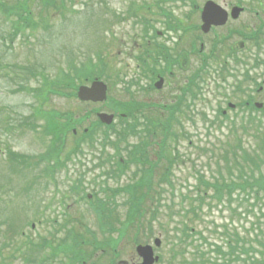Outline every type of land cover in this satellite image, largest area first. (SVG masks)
Here are the masks:
<instances>
[{
	"label": "rangeland",
	"instance_id": "374dc122",
	"mask_svg": "<svg viewBox=\"0 0 264 264\" xmlns=\"http://www.w3.org/2000/svg\"><path fill=\"white\" fill-rule=\"evenodd\" d=\"M18 1L20 0H5V3L11 6L10 4L17 3ZM32 1L34 2V0ZM74 1L76 3L75 7L79 9L78 15L72 17L74 22L89 21L88 19L103 20L101 29H107L108 31H101L93 26L87 27L84 30L81 24L77 26L76 31L75 26H72V24L69 26L71 19L67 21L68 26L66 23L64 27L57 14L55 19L53 15L51 16L53 18L51 21L49 18L51 13L47 14V11L43 12V10L34 9V15L31 16V19L34 21L35 30L31 31L32 34H22L23 36L15 40V54H5L2 57L3 50L0 48V70H3V72L8 70L12 73L15 70L16 64H25L26 66H32L34 69L42 67V70L45 71L47 70L46 67L50 66L53 68L52 78H57L61 69H65L67 62L65 58L63 63L60 57L53 54L52 49L57 50L59 53L60 50L61 53H65L63 50L71 47L68 53V58H70L73 56V47H75L73 42L77 37L75 44L84 46V49L81 51L85 55L91 52L92 54L90 55L94 57L95 51L104 50L105 45L102 42L97 43L98 40L103 39L109 45L107 50L111 54L108 57L111 61L108 58L107 60L116 68L117 74L114 75L115 78H112L113 87L111 85V89H109V96L117 102H124L130 98V93L126 92V85L120 83L119 80L123 81L126 73H128L129 78L133 75L126 68H133L136 64L135 55L130 49L131 44H134L133 36L137 37L138 34H142L145 29L142 25L144 23L149 24L153 21V23H157L156 27L158 29H162L164 28V24L162 26L161 23L166 20L167 14L176 15L177 17H181L184 14L186 18L187 11L184 2L178 3L172 0L170 2L163 1L162 5H159L154 0ZM148 2L154 6L149 13L142 16L141 14L145 12L138 13L137 9L145 7ZM170 8L173 9L174 14L169 12ZM128 12L129 17H127ZM134 16L138 17L134 18ZM57 18L60 20L59 22L56 20ZM249 23H252V21L247 17L242 18V24L249 25ZM135 24H137L136 27ZM1 25L2 22H0ZM95 25H99L98 22ZM60 30L65 32L64 38L66 43L62 42L63 38L61 39L59 36ZM109 32L111 33L108 34ZM2 33H4L3 29H0V34ZM164 33H168L166 29ZM28 35L32 36L28 37ZM112 35L115 44L114 41H109L112 40ZM27 37L31 42L27 44L20 43L21 40ZM71 40L72 45L70 46L69 44L68 47L67 43ZM1 41L2 39H0V46ZM88 47L91 49L85 52V48ZM95 47L99 49H95ZM254 52L256 58L260 59L259 54L255 50ZM48 59L52 64H42L44 61L47 62ZM247 65L249 66V64ZM194 68L193 65L179 72L178 75L183 78L189 77L195 70ZM190 71L192 73L189 74ZM0 74V184L7 185L9 182L3 179L2 173V167H7V170L10 169L9 163L5 164L6 161L8 162L7 148L23 154L35 155L44 151L45 140L40 141L36 138L37 141H35L37 135L33 132L16 131L12 134L10 126L12 124H16V126L21 125L23 119L27 121L40 105L38 99L32 97L29 92H12L18 88L17 84L13 82L5 83V79L7 78H5L3 73ZM191 78L189 77V79ZM26 81H29L33 88L39 86L38 79L34 75H28ZM260 89L262 90L260 91ZM139 94L137 93L132 96L133 98H137ZM192 95L193 98L195 97L196 105L194 107L191 105L189 110L181 109L182 115L180 114V120L177 122V125L181 128L176 129L175 127H171L169 129V132H171L167 137H163V131L157 129L159 127L157 124H160L166 117L165 114L161 113L158 118H154L153 115L151 118L148 117L143 122H140L139 126H136L134 129L135 134L132 137L131 135H127L128 140L126 138V145L124 142L113 140L116 137L109 136L113 143L119 144V149L123 146L126 149L128 147L127 143L140 145V141L146 136L145 131L147 129L156 130V133H152L151 131L153 140L150 142L151 147L145 155L144 160L150 167H154L159 171L152 178L153 191L150 194L151 198L143 204L145 210L142 216L143 219L135 220L134 224H132V219L127 221L122 220L129 216V196L123 191L116 198L118 208L109 217V219L115 221V224H113L115 233L111 231H107V233L113 236L110 242L116 241L118 238L120 239L116 248L120 252L122 260L128 261L135 256V250L131 243L127 242V245L125 244V241L132 239L133 234H142L140 235L142 239L149 243L153 238L161 237L162 246L155 251V255L159 256L161 261L158 264H187L188 262L194 264L195 260L198 261L197 264H215L216 260L222 261L221 259L224 255H227L220 247V244L228 241L233 252L230 253V256H227V261L231 262H228V264H237L234 262L236 258H231L235 255L234 249L237 243L242 242L234 234V230L236 229L239 233L243 229L253 233L252 229H255V232L259 235V239L264 242V185L258 182L250 189L251 182L248 180L252 173L264 180V164L259 165V162L262 163L264 161V108L261 111L255 108L257 104L263 103L264 105V71L263 69L253 71L249 66L245 68V72L232 68V71L228 75L220 76V78H214V76L212 78H200L195 82V94L192 93ZM228 102L232 104L239 102L241 104L249 103V106L246 107V110L241 108L240 110L238 108L237 110H232L226 114V117L222 118L220 110L227 106ZM73 105L77 106L74 101H67L65 98L57 96L51 98L50 103L43 105V109L51 107L63 110L72 108ZM99 107L108 108L106 104H101ZM106 113L111 114L112 112L108 110ZM26 116L30 117L26 118ZM130 122L133 123L134 121L130 120ZM40 124H45L42 118ZM112 124L113 127L119 130L125 129L126 125L119 117L115 118ZM127 124L130 123L128 122ZM153 124L156 127L152 128ZM47 141L49 140L47 139ZM72 143L73 141H71ZM72 146L73 144L68 147ZM212 149L215 150V155L210 153ZM240 149L246 151L247 154L242 153ZM109 151L110 153H114V150ZM226 152L228 154H226L227 159L225 160L222 159V156ZM236 152H238L237 157H239L237 164L235 162ZM127 154L124 152L126 158ZM92 157L91 152L87 150L85 155L76 157L74 163H69V172L62 170L55 179L39 175L40 172L34 171V169H32L31 173L26 172L28 176L26 179L28 181L25 182L29 184V189H31L30 183L34 176L36 180L35 191L40 193L35 197L34 206H29L25 201L23 190L28 189L26 188L27 184L23 182L24 180L19 181L22 182L21 185L24 183L23 186H18L19 189H16L18 182L14 184V189L16 190L14 192L18 195L11 196V202L13 201L11 208L20 217L22 214L21 205L23 204V220L17 222L10 208L5 213L6 218L9 219L10 226L14 231L18 229L20 236H16L15 240L10 242L4 235V229L0 227V251L3 253V260H6V257H11L17 246H19V250L21 251L20 246L26 242L28 237L35 238L34 234L42 236L43 234H49V231L56 226L51 223V219L56 216H51L49 212H44V207L49 203L54 205L51 208L53 210L52 213H55L58 211V207L66 202L67 208H70L68 213L75 217L76 222L82 223L83 228L89 227L95 231L98 234V239L101 238L98 244H104L105 237L96 228L98 222L94 214L90 213L87 207H82L83 211L78 206L76 210L71 205L73 200L70 201L68 197L79 184H75L74 182L81 177L79 175L85 169H88L85 174V188L83 191L84 184H82L77 189L76 196L80 195L81 192L85 194L93 193L95 199L99 198L100 200L106 197V194L100 193L105 186L112 189L119 188L126 183L121 185L122 180L120 182L106 180L109 177L100 176L102 174L98 170L90 172L95 163ZM77 164L78 167H76ZM137 168L136 164H130V169L127 172L130 176H133L134 171L139 172V174L146 170L148 171L146 165H139V171H137ZM105 169L104 173L109 170L107 166ZM167 169H169L168 180H163L165 183H162V178L167 173ZM8 173L11 174L9 170ZM240 175H243V180L247 179L248 182L242 189L238 190V188H235L236 184L232 180L241 179ZM15 177L13 176V179ZM138 179H140V175L135 180ZM127 182L132 183L133 180L129 178ZM216 182H222L221 186L226 190L224 192L221 189L223 193L233 194L229 196L232 197L231 200L228 197L223 199L225 205L222 203L217 206L215 200L212 198L214 197V192L209 184L213 185ZM2 190L10 192L12 189L7 185ZM197 192H202L203 194L200 197V203L193 202L192 200ZM107 196L110 197L112 194H107ZM30 208H32V215L28 214ZM59 219V224L65 221L67 223L72 222L64 217H60ZM31 222H35L36 224L34 229L31 228ZM132 225L133 228H141V230L138 232L129 231L127 232L128 236H126V230L130 229ZM159 228L166 231L168 235L166 240ZM72 231L76 230L71 225L67 229V232ZM122 234L125 235L122 236ZM241 236L243 237L242 234ZM105 243L107 242L105 241ZM150 245L153 247V243ZM225 249L227 250V247ZM122 253H124V256H122ZM23 255L26 257L25 251L19 253L18 257L20 261L17 260L16 264H23ZM100 256L102 264H108L110 258L104 261L105 255L103 253H97L96 255L91 252L89 254L90 262L96 261ZM2 258H0V262L3 261ZM239 264L242 263L239 262Z\"/></svg>",
	"mask_w": 264,
	"mask_h": 264
},
{
	"label": "flooded vegetation",
	"instance_id": "af4514ba",
	"mask_svg": "<svg viewBox=\"0 0 264 264\" xmlns=\"http://www.w3.org/2000/svg\"><path fill=\"white\" fill-rule=\"evenodd\" d=\"M210 1L221 6L229 14V18L223 26L212 25L209 32L203 34L201 14ZM241 1L187 0L186 27L181 28V32L185 28L186 33L181 47L185 50L187 62H194L199 68L193 71L191 79L185 80L187 95L192 96L198 79L213 76L220 78L228 75L232 68L245 72V68L250 66L253 71L261 69L264 71V0H245L248 4L245 10L238 18H231L233 9L241 7ZM243 17L254 21L244 25ZM254 50L259 54L260 59L256 58ZM252 53L254 54L250 55ZM182 93L184 95V91ZM248 104L246 103L247 106ZM227 107L231 108L229 105ZM236 107L237 104L231 109Z\"/></svg>",
	"mask_w": 264,
	"mask_h": 264
},
{
	"label": "trees",
	"instance_id": "16d2710c",
	"mask_svg": "<svg viewBox=\"0 0 264 264\" xmlns=\"http://www.w3.org/2000/svg\"><path fill=\"white\" fill-rule=\"evenodd\" d=\"M25 1V4H22L23 2L18 1L17 3H12L10 4L11 6L7 5L5 3L4 0H0V18H2L0 20V22H2V26L5 27L6 29L10 28L12 30V32H10V34L8 35V40H6L7 42L9 41L10 44H12L18 34H20L21 32L25 31L26 29H32L34 26V21L31 19V16H33V8L34 5H32V2ZM36 7H44V10L48 12V14H53L55 11L59 10L58 8V0H34ZM62 4L66 3V0H62L61 1ZM2 27V28H3ZM1 29V26H0ZM4 29V28H3ZM1 39L4 41V34H1ZM4 45L7 46V48L9 49L8 52L3 53V55L8 54L13 51V46H8L6 44V42L4 43ZM47 64V62L45 63ZM75 65H71V70H73L74 72H76L78 67H74ZM42 68H33L32 66H24L22 65H16L15 66V70H13V72L11 73L10 71H4L0 70V73H3L5 75V78L9 79H5V83H15L17 84L18 88L13 90L12 92H28V88L24 86L25 80H27L28 75H34V77H37V79L42 80L43 79V84L41 85V87H46V90H44V93L41 92V101L39 102L40 107L35 110L34 113H32V116L30 117V119H33V126L32 127H28L29 129H31L32 131L35 132H39L37 131L38 129V125H37V121L40 120L41 118H43L45 120V123L47 121V127L48 130H51L52 132L54 130H58L62 127H64V130H66L65 132H69L70 131V127H67L68 123L62 124V122H60L59 119H57L54 115H52L53 112H48L49 110L47 109H43V105H45L46 101H47V91L48 90H55L58 89L60 85H64V86H70L71 85V81H68L67 79H70L69 76H66L65 79H63V82H60L59 79L56 80H52V78L48 77L45 75L51 72V69H47L42 70ZM78 70H80L79 72L82 73L83 69L82 68H78ZM91 69L88 68L87 71H90ZM37 71H39L38 73H36ZM33 72V73H32ZM1 75V74H0ZM23 76V77H22ZM78 78V77H77ZM18 80V81H17ZM42 91V89H41ZM38 98V97H37ZM128 117L130 116L129 112L127 110H124ZM8 121V120H7ZM39 122V121H38ZM29 125H31V123H28ZM71 124V122H70ZM27 125V124H26ZM14 124H12L10 127L13 128ZM70 126V125H69ZM21 127H24V124L21 125ZM16 130V129H15ZM61 132V131H60ZM89 138V145L91 143V145H93L94 143V139L92 137H88ZM108 137L103 138V140L106 141V145L102 146V149L100 147L101 150H99V156H101L104 153L105 148H107V144L108 146L110 145L109 140L107 139ZM243 152L245 153V151L243 150ZM60 153H52V156H58ZM134 157H136L134 155ZM45 156H42V159H44ZM238 161V160H237ZM236 161V164H237ZM27 161L24 160L21 164L22 167L27 166L26 165ZM264 164V161L259 162V165ZM38 165V163H37ZM240 165V164H238ZM241 179H239L238 177V181L237 180H232L234 181L235 188H238V190L242 189V187L248 182V180H250L251 185H250V189H252L253 186H255L258 182L263 183L264 185V180H262L259 177H256L253 173L250 175L249 179H244L243 180V175L241 176ZM240 180V182H239ZM224 182V181H223ZM222 182H216L215 185H209L213 191H214V197H212L217 206L221 205L222 203L225 205V201H223V199L225 198H229L231 200L232 197H229L230 195H233L231 193L229 194H225L222 191L226 192V190H224L222 188ZM249 186V185H247ZM246 186V188H247ZM144 187V186H143ZM143 187L137 191L136 190V194L138 196V192L142 193ZM134 189L133 186H130V191L132 192V190ZM222 189V191H221ZM234 189V188H233ZM232 189V190H233ZM246 190V189H245ZM248 190V189H247ZM229 200V201H230ZM253 233H250L249 231H247L246 229H243L242 232H238V230H234V234L240 239L242 240L241 243H237V246L234 249V253L235 255L232 256L231 258H236L235 259V263L239 264V262H241L242 264H264V242L261 241L259 239V235L258 233L255 232V229H252ZM241 234L243 235V237L241 236ZM223 238V237H222ZM248 240V241H247ZM220 244V243H218ZM221 248L227 253V255H224V257L221 259L222 261L216 260L215 264H228L229 261H227V256H230V253L232 252V249L230 248V243L228 242H224L222 244H220ZM225 247H227V250L225 249ZM207 256V255H205ZM208 261V260H207ZM209 262V261H208ZM198 261H195V264H197ZM231 263V262H229Z\"/></svg>",
	"mask_w": 264,
	"mask_h": 264
},
{
	"label": "water",
	"instance_id": "95a60500",
	"mask_svg": "<svg viewBox=\"0 0 264 264\" xmlns=\"http://www.w3.org/2000/svg\"><path fill=\"white\" fill-rule=\"evenodd\" d=\"M88 92V90H82V96L84 95V93ZM84 98V97H83Z\"/></svg>",
	"mask_w": 264,
	"mask_h": 264
}]
</instances>
